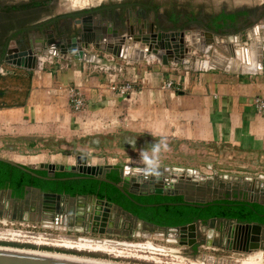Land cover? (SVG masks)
Here are the masks:
<instances>
[{
	"label": "crops",
	"instance_id": "0c3cea01",
	"mask_svg": "<svg viewBox=\"0 0 264 264\" xmlns=\"http://www.w3.org/2000/svg\"><path fill=\"white\" fill-rule=\"evenodd\" d=\"M231 3L225 12L214 11L225 14L229 35L222 43L236 46L239 43L236 39L242 35L239 31L245 27L244 34L248 37H258L259 31L264 33V0H231ZM247 16L251 18L247 20ZM196 56L194 62L185 66L163 65L154 58L130 61L107 55L108 65L43 57L35 70L20 68L21 72L14 75H26L27 86L22 100L0 106V146L14 137L17 148L26 147L20 151L1 147L0 156L27 164L24 159L33 156L26 154L27 148L41 147V152L56 158L48 162L72 164L68 158L84 154L91 164L121 163L138 168L144 165L139 155L127 156L122 162H110L108 156L103 158L107 161L100 163L93 153L111 140L119 151L142 154V148L131 150L142 146L137 144L138 140L156 142L174 138L189 145L224 146L232 154L256 157L264 163V110L255 104L256 97L264 98V74L252 71L236 59L228 68L223 55L209 57L210 62L208 55ZM2 66L5 65L0 66L1 73L5 69ZM124 80L136 85L129 98H122L109 88V83ZM168 81H172V86L163 88ZM70 88L86 98L85 110L72 109ZM107 122L115 124L105 127ZM102 127L108 131L96 134L103 132ZM127 136L129 139L123 140ZM229 177L219 174L216 182L246 185L249 189L256 179L237 176L248 178L240 181ZM257 180H264V175ZM255 186L259 192L258 184ZM81 201L73 204L79 205ZM226 221L211 222L206 226L207 233L218 234L223 226L227 228ZM207 247L219 249L212 244Z\"/></svg>",
	"mask_w": 264,
	"mask_h": 264
},
{
	"label": "water",
	"instance_id": "95a60500",
	"mask_svg": "<svg viewBox=\"0 0 264 264\" xmlns=\"http://www.w3.org/2000/svg\"><path fill=\"white\" fill-rule=\"evenodd\" d=\"M129 21L127 20V22ZM75 22L78 24V37L73 38L71 43L63 42L56 44V48L59 49L58 54L68 53L72 57L71 59L75 61L108 65L109 61L106 60L107 55L109 57L128 59L130 61L154 58L163 65L174 63L185 66L198 58L196 54L200 56L208 55L207 61L209 62V57L223 55L226 57L228 68H230V63L235 62L236 59L248 65L252 71L264 74V33L258 30V37L256 35L248 37L244 34L246 31L245 27L239 31L242 35L236 39V42L237 40L239 42L236 46H233V44L231 46V43H222L225 41V36L229 35V32L224 28L225 23H227L226 20L219 19L215 21L213 26L209 27L205 25L206 27L200 30H162L160 29L161 27H157V30H154V24L156 23H141L140 19H138V25L131 26V28L129 26L126 30L124 29L125 33L123 34H118L119 32L111 25L105 23L103 24L106 26L103 24L99 25V21L93 19L92 16H88L82 20H75ZM253 27L251 26V28ZM46 43L50 48H43L44 50L42 51L33 48L18 51L16 48H12L8 51L6 62L25 70H35L41 58H46L45 56H48V54L56 55V51H53L52 44L49 41ZM0 161L28 172H32L33 169L38 167L46 171L45 178L47 179L54 178L57 171L73 172L77 174L74 177L92 176L98 180L114 185L128 197H130V194L180 195L184 203L191 205H201L216 199L225 198L231 200L243 199L248 202H256L264 205V180H252L251 187L248 189L247 186H235L231 182H216L217 176L212 177L201 173L199 170L156 165H140L136 168L135 166L121 163L101 166L89 163L87 161V155L84 154H77L72 164L40 162L38 166H35L34 164H20L3 156H0ZM110 169L118 170V176L121 179L120 182H114L106 178V174ZM229 179H238L240 181H244V179L248 180L246 177L236 176L229 177ZM256 184H258L257 188L259 192L255 190ZM26 189H31L33 192L40 191L35 187H27ZM244 192L247 194L246 197L242 195ZM40 195L44 204L49 205L55 203L56 209H59L60 205L65 201L73 203L81 198H87L85 194L77 196L66 194L62 196L54 192L44 191L40 192ZM96 201L97 205L101 203V206H97L98 211L103 210L102 205L105 207L102 212V217L98 218V216H95L94 218L101 219L100 224L105 225L104 221L107 219L106 216L108 215L107 211L109 208L111 206L115 208L119 207L105 200L98 199ZM98 211H95V213H98ZM209 220L213 222L216 218ZM226 220L227 228L220 230V234H225L228 240L231 238V241L233 240L234 243H237L238 246L234 249V252L252 255L253 253L261 251L262 259L264 260V223H247L233 219ZM148 225L152 226L149 223ZM168 231V234L170 232H177L176 234H179L183 239L182 242L176 241L178 244L189 246L195 244L197 241L198 243H202L201 236L205 228L200 221L196 220L180 227H170ZM208 235L206 240L207 245L211 242L209 239L210 236ZM219 248L221 249L222 247ZM0 264L123 263L61 255L51 252L0 247Z\"/></svg>",
	"mask_w": 264,
	"mask_h": 264
},
{
	"label": "flooded vegetation",
	"instance_id": "af4514ba",
	"mask_svg": "<svg viewBox=\"0 0 264 264\" xmlns=\"http://www.w3.org/2000/svg\"><path fill=\"white\" fill-rule=\"evenodd\" d=\"M59 2L60 0H0V66L9 65L16 67L6 62L10 49L16 48L18 51H23L33 48L42 51L49 47L46 43L48 41L52 44L56 55L48 54V56H45L46 58L55 57V59L60 61H69L72 57L68 53L58 54L59 49L56 48V44L71 43L73 38L78 37V24H76L75 20H82L88 16L95 17L94 19L99 21V25L103 23L111 25L119 32L118 34L125 33L124 29L126 30L129 26L130 28L131 26H137L138 19H140L141 23H156L157 26L154 24V30H157V27H161L160 29L162 30L201 29L206 26H213L215 21L219 19L225 20V17H223L224 13L219 15L214 13V11H211L210 6L207 7L208 4L205 2L204 4L201 2L194 4L189 1L183 2L182 0L181 2H171L169 0H118L110 2L101 0L96 5L91 4L90 7L81 8L73 12L57 11L56 7ZM226 9L227 7L222 5L219 10L225 12ZM250 18V16H247L246 19L249 20ZM224 28H226V25ZM12 53L14 54V52ZM36 169L43 170L38 167ZM113 170L118 172L117 169H110L107 174ZM63 178L66 177H61V179ZM234 185L236 186V184ZM40 192L43 191L33 192L31 189H26L24 196L20 198L13 196L10 189H1L0 221L5 218L10 220H29L36 222L39 226L60 227L67 232H73L75 239H82V235H77L82 233L134 237L144 236L145 233L169 232L168 228L170 227L156 226L152 223H149L152 226L148 225V222L126 211L122 206L104 198H98L94 195L88 197L90 194H85L87 198H81L83 201L79 205L65 201L60 205L59 209H56L55 203L49 205L43 203ZM57 194L65 196L67 193ZM133 195L130 194L129 198H133ZM242 195L247 196L245 192ZM98 199L111 202L119 207L111 206L109 208L107 219L104 221L105 225H101V219H98L102 217L105 207L102 205L103 210L98 211L97 206H101V203L100 205L96 204ZM95 211H98V213H95ZM95 216H98V218L95 219ZM209 219L204 222L198 220L205 228L201 236L202 243L197 241L189 246L178 244L183 247L185 255L195 256L200 253L201 247H207L208 233L206 226L211 223ZM224 228L225 226L220 230ZM220 230L218 234L208 235L211 240L210 244L222 247L219 250L234 251L238 246L237 243H234L233 240L231 241V238L228 240L225 234H220ZM176 233L174 232L173 234ZM174 236L175 241H183L179 234ZM75 249L81 250L80 247H75Z\"/></svg>",
	"mask_w": 264,
	"mask_h": 264
},
{
	"label": "rangeland",
	"instance_id": "374dc122",
	"mask_svg": "<svg viewBox=\"0 0 264 264\" xmlns=\"http://www.w3.org/2000/svg\"><path fill=\"white\" fill-rule=\"evenodd\" d=\"M103 1L114 2L118 0ZM169 1L181 2V0ZM182 1H189L194 4H198L199 2L204 4L205 2L208 4L207 7L210 6L211 11H219L222 5L227 7L229 6V8L232 6L231 0ZM99 2H101V0H60L59 4H57L56 10L61 12H73L81 8L90 7L91 4L96 5ZM61 63H58V65ZM2 67L6 70L4 69V71L1 73L0 69V74H3L4 76V79L0 78V89L5 91V96L0 99V104H12L16 100H22L23 93L27 86L26 75H14L15 72H21L20 68L18 69L17 67H12L9 65ZM17 76L21 77L18 78ZM120 128L124 129L121 126ZM101 129L103 132L96 134L103 135L108 131V129L106 130L104 127ZM14 139V137H10L9 139L7 138V143L0 146V148L5 147L10 151H20L22 148L24 149L26 147L24 146L21 149L17 148V143ZM128 139L129 138L127 136L124 137L123 140ZM110 142L111 140H109V143L105 142L103 146L98 148V150L93 153V155L98 158H95L97 161H94L103 163L105 160L103 158L109 156L110 158L107 160H110V162H122V160L127 156H135L136 154L141 157L143 160L142 163L144 165H149L152 163V165L163 164L168 167L192 168L212 177L220 174L231 177L246 176L257 179L261 175H264V163H261L258 158L232 154L233 151H227L224 146H209L204 143L189 145L182 140L174 138L162 140L158 139L156 142H145L144 140H138L137 144L139 143L138 145L142 146L131 148V150L142 148L141 153H146L151 160V163H149L144 160L142 154L135 153V151H126V149H121L124 151H119L115 145ZM164 143L167 144V149L164 148ZM156 144H160L161 147L160 151L154 154L153 147ZM40 148L41 147L27 148L28 152H26V154H31L33 156L32 158H27L26 160L24 159V162L27 164L29 162L35 163L34 165L37 166L40 162L50 161L51 158L56 160V158L49 156V154L45 153V151H43V155V152L39 150ZM145 148L146 150H144ZM75 154L76 153H73V155ZM68 159V162H74L75 156L72 159ZM77 235H82V239H85L87 244L80 243V239H75L73 232H67L62 230L60 227L39 226L36 222L29 220H10L5 218L0 221V242L18 244L13 245L0 243V247L52 252L62 255L71 254L84 258L89 257L92 259L95 258L98 260H106L123 264H258L257 261H259L260 264H264L262 255L261 257H258L257 260L251 258L252 256L256 257L258 252L249 255L234 251L230 252V250H219L213 247H201L200 253L197 255H185L183 252V247H180L174 240L175 236L173 232H170L169 234L162 232L145 233L144 236L134 237L88 233ZM25 244L35 245L36 248L28 247ZM57 245L65 249H73L70 247H80L81 250H84L85 252L68 253L41 248L42 246L54 247ZM75 250L81 251L79 249ZM87 251H97L98 254L89 255Z\"/></svg>",
	"mask_w": 264,
	"mask_h": 264
},
{
	"label": "trees",
	"instance_id": "16d2710c",
	"mask_svg": "<svg viewBox=\"0 0 264 264\" xmlns=\"http://www.w3.org/2000/svg\"><path fill=\"white\" fill-rule=\"evenodd\" d=\"M0 78L4 79L3 74H0ZM4 96L5 91L0 89V99ZM0 106H5V103H1ZM45 176V170L35 168L32 172H28L0 161V190L10 189L13 196L20 198L24 196L27 187H35L42 191L55 193H67L71 196L90 194L114 202L126 211L136 215L139 219L156 226L175 227L195 220L204 222L209 218H227L242 222L264 223V205L243 199H216L201 205H191L184 203L180 195H133V198H129L114 185L92 176L74 177L77 174L70 171H57L55 177L51 179H47ZM61 177L66 178L61 179ZM106 177L114 182L120 181L116 170L107 174ZM0 243L18 245L15 243ZM25 245L36 248L32 244ZM41 248L68 253L85 252L84 250L78 251L52 246H42ZM87 252L89 255L98 254L97 251Z\"/></svg>",
	"mask_w": 264,
	"mask_h": 264
},
{
	"label": "built area",
	"instance_id": "2783aa9c",
	"mask_svg": "<svg viewBox=\"0 0 264 264\" xmlns=\"http://www.w3.org/2000/svg\"><path fill=\"white\" fill-rule=\"evenodd\" d=\"M171 86L172 81H168L164 84L163 88H170ZM109 88L122 98H129L130 95L136 91L135 82L129 80H124L119 83H109ZM69 102L74 111H83L86 109V98L75 88H70L69 90ZM255 104L259 110H264V98L256 97ZM112 124L115 123L107 122L105 127Z\"/></svg>",
	"mask_w": 264,
	"mask_h": 264
},
{
	"label": "clouds",
	"instance_id": "9594fccd",
	"mask_svg": "<svg viewBox=\"0 0 264 264\" xmlns=\"http://www.w3.org/2000/svg\"><path fill=\"white\" fill-rule=\"evenodd\" d=\"M160 147H161L160 144L154 145V147H153V153L154 154L155 153H158L160 151ZM164 148L167 149V144L166 143H164ZM142 155H143V158H144L145 161L151 163V160L149 159V157L147 156L146 153H142Z\"/></svg>",
	"mask_w": 264,
	"mask_h": 264
},
{
	"label": "bare ground",
	"instance_id": "6f19581e",
	"mask_svg": "<svg viewBox=\"0 0 264 264\" xmlns=\"http://www.w3.org/2000/svg\"><path fill=\"white\" fill-rule=\"evenodd\" d=\"M80 243H83V244H87L86 240L85 239H80L79 241ZM8 248V247H7ZM70 248H73L75 249V247H70ZM80 250V249H79ZM33 251V250H32ZM52 253V252H51ZM57 254V253H56ZM62 255V254H61ZM65 255H68V254H65ZM262 253L258 252V254L256 255V257L252 256L251 258L254 259V260H257L258 257H261ZM68 256H76V257H80V256H77V255H71L69 254ZM84 258V257H83ZM89 258V257H88ZM92 259V258H91ZM95 259V258H94ZM106 261V260H105ZM254 263V262H253ZM258 264H260L259 261H257Z\"/></svg>",
	"mask_w": 264,
	"mask_h": 264
}]
</instances>
